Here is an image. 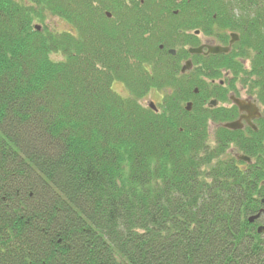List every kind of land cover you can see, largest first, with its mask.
Here are the masks:
<instances>
[{
  "label": "trees",
  "instance_id": "trees-1",
  "mask_svg": "<svg viewBox=\"0 0 264 264\" xmlns=\"http://www.w3.org/2000/svg\"><path fill=\"white\" fill-rule=\"evenodd\" d=\"M108 1L0 0V264H264L248 220L264 212L262 170L198 131L162 34L130 32L178 16L115 25ZM144 1L199 3L264 51V0ZM150 89H165L158 111L140 102Z\"/></svg>",
  "mask_w": 264,
  "mask_h": 264
},
{
  "label": "flooded vegetation",
  "instance_id": "flooded-vegetation-1",
  "mask_svg": "<svg viewBox=\"0 0 264 264\" xmlns=\"http://www.w3.org/2000/svg\"><path fill=\"white\" fill-rule=\"evenodd\" d=\"M108 2L112 8L118 10L115 25L121 24L123 15L132 10H138L141 15H145L146 10L161 9L163 11L160 13L164 16L166 9H171L178 16L160 20L158 25L152 24V21L133 25L130 26L133 30L130 32L146 39L151 35L162 34V42L157 44L155 51L162 55H181L177 72L172 68L176 73L170 79H176L172 83L177 89L192 84L193 97L184 100L181 105L184 111L192 112L198 131L205 135L210 146H214L217 141L224 146L225 155L233 157L238 166L251 165L262 170L264 174V51H257V44L250 40L245 41L240 32L222 26L220 20L214 16L208 18L207 10L199 3L181 2L175 10L172 3L159 1ZM107 16L109 18L111 14L107 13ZM243 29L247 34L254 31L250 25ZM262 46L264 47V43ZM215 47L227 50L214 52L211 49ZM190 49L195 51L191 52ZM187 61L190 66L182 71ZM154 93L162 97L158 105L153 100ZM148 95L153 99L150 98L146 106L153 102L155 109L152 110L158 111L159 104L166 98L165 89H150L140 102ZM187 103H190L189 110ZM230 123H235V127H227ZM260 183L264 185V179ZM263 197L264 195L260 197V203ZM261 210L254 219L261 222L257 227L264 226L261 221L264 212Z\"/></svg>",
  "mask_w": 264,
  "mask_h": 264
},
{
  "label": "rangeland",
  "instance_id": "rangeland-1",
  "mask_svg": "<svg viewBox=\"0 0 264 264\" xmlns=\"http://www.w3.org/2000/svg\"><path fill=\"white\" fill-rule=\"evenodd\" d=\"M37 24H39V23H37ZM46 24L50 30L57 31V32L72 31V29H73V27L70 24H68L66 21H64L61 18H58L56 16L48 17V19L46 20ZM53 57L56 60L60 59V57H58L57 55H54ZM116 83L117 82H115L113 84V86H112L113 89L121 95H127V90H126L125 86L121 83H117V84ZM160 93H163V92L161 91ZM154 95H155L154 96L155 99H153L152 96L150 97V95H148L141 100V103L146 106L148 101L151 100L150 98H152L156 102V105H158V103H160L162 101V97L157 96L156 93H154Z\"/></svg>",
  "mask_w": 264,
  "mask_h": 264
},
{
  "label": "water",
  "instance_id": "water-1",
  "mask_svg": "<svg viewBox=\"0 0 264 264\" xmlns=\"http://www.w3.org/2000/svg\"><path fill=\"white\" fill-rule=\"evenodd\" d=\"M36 29H40V25H36ZM212 51H214V52H220V51H226L227 50V48H219V47H215V48H212L211 49ZM190 51L191 52H194L195 50H193V49H190ZM190 62L189 61H187L184 65H183V67H182V71H184L186 68H188L190 65ZM148 106L150 107V108H152V109H155V106H154V104H153V102H150L149 104H148ZM189 108H190V103H187V109L189 110ZM227 127H232V128H234L235 127V123H230V124H227ZM244 158V157H243ZM246 160H248V158H245ZM261 202L262 203H264V197L261 199ZM259 215L258 214H256V215H252V216H250L249 217V221L250 222H252L255 218H257ZM262 231H264V226L263 225H259L258 227H257V232H262Z\"/></svg>",
  "mask_w": 264,
  "mask_h": 264
}]
</instances>
